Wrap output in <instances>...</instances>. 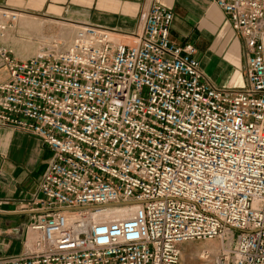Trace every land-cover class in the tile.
Wrapping results in <instances>:
<instances>
[{
    "label": "built area",
    "instance_id": "built-area-1",
    "mask_svg": "<svg viewBox=\"0 0 264 264\" xmlns=\"http://www.w3.org/2000/svg\"><path fill=\"white\" fill-rule=\"evenodd\" d=\"M243 40L244 83L203 76L172 10L145 0L115 37L77 22L20 58L0 42V125L52 151L20 248L0 264H181V244L217 240L207 264H264V0H213ZM19 9L0 4V38ZM136 202L108 218L100 206Z\"/></svg>",
    "mask_w": 264,
    "mask_h": 264
},
{
    "label": "crops",
    "instance_id": "crops-1",
    "mask_svg": "<svg viewBox=\"0 0 264 264\" xmlns=\"http://www.w3.org/2000/svg\"><path fill=\"white\" fill-rule=\"evenodd\" d=\"M0 0L21 11L89 22L123 35L136 30L145 0ZM170 8L169 37L175 44L190 42L203 76L213 84L239 88L244 83L243 40L230 27L213 0H156ZM24 13V12H23ZM264 50V30L261 34ZM7 75L0 57V81ZM51 149L27 131L0 125V255L21 246L28 209H19L38 194V183ZM15 244V248L11 246ZM12 248V249H11Z\"/></svg>",
    "mask_w": 264,
    "mask_h": 264
},
{
    "label": "rangeland",
    "instance_id": "rangeland-1",
    "mask_svg": "<svg viewBox=\"0 0 264 264\" xmlns=\"http://www.w3.org/2000/svg\"><path fill=\"white\" fill-rule=\"evenodd\" d=\"M62 3H67V0H60ZM21 11V10H19ZM27 14L31 17L46 19L44 24H42L43 30H41L42 37L35 34V31L30 24L21 23V18L18 16L13 27H9L5 30L4 35L0 38V42L4 44L6 48L11 50V53L17 57L23 58L31 54L39 53L40 47L44 45L47 39H58L56 36L59 30L58 21L64 23H70L77 25V22L70 21L68 19H63L60 17H52L42 14L28 13L21 11L19 13ZM55 20V21H54ZM53 22H55L53 24ZM44 26V27H43ZM120 40H127L128 37L124 33L123 35L113 34ZM44 38H47L46 40ZM60 40V39H59ZM70 40V34L67 42ZM61 42V41H60ZM217 243L216 239L206 241V240H192L183 242L181 244V264H207L208 260H203L197 257L195 254L196 249L200 247H209L210 245H215ZM15 248V244L11 246ZM11 248V249H12ZM194 252V253H193Z\"/></svg>",
    "mask_w": 264,
    "mask_h": 264
},
{
    "label": "bare ground",
    "instance_id": "bare-ground-1",
    "mask_svg": "<svg viewBox=\"0 0 264 264\" xmlns=\"http://www.w3.org/2000/svg\"><path fill=\"white\" fill-rule=\"evenodd\" d=\"M19 12H18V16L21 18V23L32 25L35 34L42 37L43 36L41 35V30H43L42 24H44V21L46 19L44 20L42 18H35V17L33 18L27 14L19 13ZM54 23L55 22H53V24ZM58 24H59V30L55 37L60 39L62 48L63 47L65 48L69 44L72 38V34L74 32L76 25L70 23H64L62 21H58ZM69 34H70V40L67 42ZM44 39L46 40L47 38ZM48 40L49 39H47L46 41ZM135 203L136 202H129V203L111 202L101 205L100 207L109 212V214L107 215L108 218H122L128 216L131 213L132 208L136 205ZM209 247L213 249L214 245H210Z\"/></svg>",
    "mask_w": 264,
    "mask_h": 264
},
{
    "label": "water",
    "instance_id": "water-1",
    "mask_svg": "<svg viewBox=\"0 0 264 264\" xmlns=\"http://www.w3.org/2000/svg\"><path fill=\"white\" fill-rule=\"evenodd\" d=\"M117 203H122V202H117Z\"/></svg>",
    "mask_w": 264,
    "mask_h": 264
}]
</instances>
